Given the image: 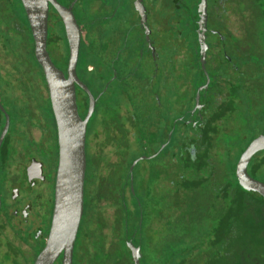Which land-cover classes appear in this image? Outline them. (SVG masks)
<instances>
[{"label": "flooded vegetation", "instance_id": "af4514ba", "mask_svg": "<svg viewBox=\"0 0 264 264\" xmlns=\"http://www.w3.org/2000/svg\"><path fill=\"white\" fill-rule=\"evenodd\" d=\"M56 1L70 7L78 25L75 70L94 97L76 239L94 204L110 221L114 192L120 194L121 187L126 200L134 197L141 205V224L144 202L157 201L166 187L173 197L178 156L204 155L191 168H200L196 171L206 184L220 189L218 155L224 142L231 139L235 148L239 138L244 148L264 133V1ZM161 8L170 10L163 20ZM32 47L34 53L21 0H0V75L10 81L0 82V133L6 114L9 120L0 144V264H32L52 216L57 130L54 115L53 125L47 113L45 78L44 84L30 71L42 67L23 65ZM46 49L67 75V34L52 0ZM74 87L84 118L89 93L77 82ZM162 98L169 103L164 109ZM233 150L240 155L237 147ZM102 230L112 235L111 221ZM135 245L141 251V244Z\"/></svg>", "mask_w": 264, "mask_h": 264}, {"label": "trees", "instance_id": "16d2710c", "mask_svg": "<svg viewBox=\"0 0 264 264\" xmlns=\"http://www.w3.org/2000/svg\"><path fill=\"white\" fill-rule=\"evenodd\" d=\"M22 61L25 66L40 67L33 47ZM30 71L35 77L40 75L45 84L42 70ZM0 82L10 81L0 75ZM46 101L54 125L48 98ZM237 148L242 151L243 142ZM238 155L229 161L223 177L220 175L218 190L206 184L196 171L200 168H191L203 161L204 155L194 160L178 156L173 197L166 187L157 201L144 202L141 224V205L134 197L126 200L121 187L120 194L114 192L112 235L102 230L110 222L109 217L100 215L94 204L90 222L81 224L72 264H135L126 243L131 237L135 244H141L140 264H264V198L238 184L235 177ZM247 169L264 181V172L261 173L264 151L252 156ZM154 226L159 235L153 233Z\"/></svg>", "mask_w": 264, "mask_h": 264}, {"label": "water", "instance_id": "95a60500", "mask_svg": "<svg viewBox=\"0 0 264 264\" xmlns=\"http://www.w3.org/2000/svg\"><path fill=\"white\" fill-rule=\"evenodd\" d=\"M52 1L61 15L66 29L69 46L67 75L54 65L46 49L48 0H21L31 28L34 56L42 67L46 81L56 124L58 144L50 227L44 245L32 264H54L58 257H60V264H72L74 242L83 213L86 124L94 104V97L87 86L78 79L75 70L80 31L74 15L70 7H64L56 0ZM201 9L203 17L205 7ZM75 82L89 93V105L84 118L78 113ZM0 109L4 110L1 103ZM8 121L6 114L0 133V144L6 133ZM261 149H264V133H259L252 138L241 151L235 164V177L242 188L258 192L264 198V181L252 176L247 169L252 156ZM138 159L131 162L130 172ZM127 245L133 262L140 264V246L135 245L131 239L127 240Z\"/></svg>", "mask_w": 264, "mask_h": 264}, {"label": "rangeland", "instance_id": "374dc122", "mask_svg": "<svg viewBox=\"0 0 264 264\" xmlns=\"http://www.w3.org/2000/svg\"><path fill=\"white\" fill-rule=\"evenodd\" d=\"M166 13V14H165ZM168 13H170V10L168 9V10H165V9H163V8H161L160 9V11H159V19H161V20H163L166 16H167V14ZM256 19H257V17H256ZM257 23H255L254 24V28H255V30H257ZM163 48V47H162ZM163 50V49H162ZM178 93H180V92H178ZM167 103H168V101H165L163 98H162V108L164 109V107L163 106H166L167 105ZM168 105H169V103H168ZM171 105V104H170ZM172 109H173V107H172ZM165 112V111H164ZM163 112V113H164ZM237 132H238V135H239V130H237ZM240 136V135H239ZM245 136V133H243V135L241 134V137H244ZM239 138H235V142L233 143L234 144V146H235V148H232L233 146H231L230 144H229V142L231 141V139L230 140H228V142H224V150H220V155H218L219 157H220V173L218 174V177H220V175L223 177V174H225V171H226V169L227 168H229V161H230V159L231 158H233L234 156H235V150H233V149H236V147L237 146H239V141H237ZM228 148H230L229 150H228ZM230 150H231V156H229V153H230ZM230 157V158H229ZM227 172V171H226ZM262 172H264V169H263V171H261V173ZM226 176H227V174H226ZM262 178H263V176L262 175H260ZM136 184H137V182H136ZM135 184V186H134V190H135V192L136 191H138V193H140V190H139V188H138V186ZM133 189V188H132ZM33 197V196H32ZM145 200H142V202H144ZM113 209H114V205H113ZM195 214V213H194ZM193 215V214H192ZM56 263V262H55ZM54 263V264H55Z\"/></svg>", "mask_w": 264, "mask_h": 264}]
</instances>
